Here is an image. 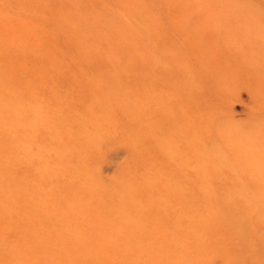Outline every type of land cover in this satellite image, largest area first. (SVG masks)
Segmentation results:
<instances>
[{
    "label": "rangeland",
    "instance_id": "1",
    "mask_svg": "<svg viewBox=\"0 0 264 264\" xmlns=\"http://www.w3.org/2000/svg\"><path fill=\"white\" fill-rule=\"evenodd\" d=\"M0 264H264V0H0Z\"/></svg>",
    "mask_w": 264,
    "mask_h": 264
}]
</instances>
